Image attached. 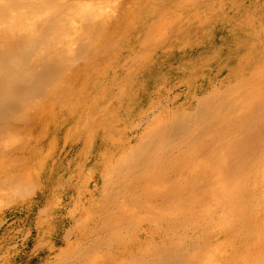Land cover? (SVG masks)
I'll list each match as a JSON object with an SVG mask.
<instances>
[{"label":"bare ground","instance_id":"1","mask_svg":"<svg viewBox=\"0 0 264 264\" xmlns=\"http://www.w3.org/2000/svg\"><path fill=\"white\" fill-rule=\"evenodd\" d=\"M134 3L147 11L144 20L140 10L128 13ZM134 3L0 0V236L15 243L10 258H20L18 264H264L258 191L264 181V68L258 60L264 56L245 57L224 76L222 69L211 76L214 61L203 56L174 68L182 78L173 80L168 105L155 115L150 91L168 82L146 76L155 60L142 65L143 56L129 50L119 32L142 28L134 35L136 49L147 48L145 35L160 20L157 0ZM212 13L220 21V12ZM195 18L188 29L196 34L202 24L200 14ZM115 45L141 67L123 77L117 71L103 86L110 64L98 67L92 57ZM199 71L203 79L196 85ZM141 73L147 90L139 122L126 138L112 141L80 185L97 142L104 145L107 131L119 125V94ZM60 101L64 122L77 124L60 138L62 149L58 139L48 149V129L35 135L34 124ZM26 152L23 163L18 154ZM59 160L68 164L60 174Z\"/></svg>","mask_w":264,"mask_h":264},{"label":"rangeland","instance_id":"2","mask_svg":"<svg viewBox=\"0 0 264 264\" xmlns=\"http://www.w3.org/2000/svg\"><path fill=\"white\" fill-rule=\"evenodd\" d=\"M254 1L255 0H247V2H244V0H159L158 2L157 0L156 8H157L158 15L159 16L161 15V17L158 18L159 16L157 15V19H160V20L154 32H152V35H150L151 33L150 34L148 33L147 36L145 35L146 39L148 38L147 43H149V45L147 48L143 49L142 52L136 49L137 41L134 36L136 35V33H139L142 28H140V30L138 29L139 31H137L135 34L134 33L132 34L131 30H128V29L125 34H122L123 32H119V36L122 37L127 47H129V50L134 52V49H135L137 53L143 56L142 65L144 66L147 63H151L152 61H154L155 57L158 56V54L161 56L165 54L163 57H164V60L167 59V61L164 62L163 60V64H161L159 68L153 67L154 68L153 70H155L153 74L156 77L162 78L161 81L168 82V85H166V87L163 88L162 90L160 89L156 90L154 94L152 91H150L151 92V95H150L151 103H154L155 108H157L155 115H158L161 109H163L165 106L168 105V98L171 94L168 88L172 86L173 80H179V78H182L181 76H179V78H176L179 75L177 74L179 72L178 68L184 67L185 64H188V62H190V60L192 59H194L192 61L195 62L196 58L202 57V56H203V59H206V60L208 58L209 59L211 58L217 64L220 62V69L222 70L225 67L226 64L224 61L227 59H224L223 57L228 54L222 55V51L220 50V59H219L217 55L219 52L218 48H215V47L208 48L206 46V48L203 47L201 49L200 46L194 47L196 43H199V42L203 43L205 40H207L211 36H214V33L216 32L218 28L217 25L219 21L216 19V16L212 12H216V13L220 12V15H221L223 14V11L224 13L232 11L231 8L233 6L236 7L237 5V9H239L240 3L245 4L242 6H248L246 4H248L249 2L253 4ZM259 1L260 0H256V2L258 3L257 6L253 5V8L251 10H248L246 14H243V16L236 21V24H234V26L237 25L238 28L251 29L255 32L256 35L258 36L261 35V33L264 32L263 18H262L264 16V11H261V9L264 8V0L261 4L259 3ZM134 2L135 0H132V3ZM136 5L137 3H134L133 6L128 10V13H130V15H138L139 10H140L141 11L140 14H143L142 18L144 20V15H145L144 13L147 11H145V9L138 10L137 7H135ZM151 13H152V10L148 11L149 15ZM197 14H200L201 16L200 24H202L201 25L202 29L199 33L195 34L193 32H190L188 28L189 26H191L193 22L195 23L199 22V19L195 18ZM146 16L148 15L146 14ZM221 20L222 18H220V21ZM127 23L129 24L128 21H126V24ZM129 26L130 25H128V27ZM144 28L145 27H143V30ZM182 29H184L183 32H182ZM145 32H147V29ZM130 35H132L134 38H132V36ZM128 43L130 44L128 45ZM159 44H162L161 45L162 47L158 51L159 48L157 47ZM261 44H262L261 46H262L263 52L262 54L260 53L258 55L259 57L262 55L264 56V36H263ZM118 46L119 45L110 47V49L102 53L99 56V58L97 56L95 58L92 57L93 60L94 59L97 60L96 66L104 67L107 64H110V67L108 68H110L109 71L111 72V76L119 70H125L126 73H128L129 70L138 71L141 65L138 63V60H134L135 56H130V52H127V51H125L124 53L118 54L119 49H120ZM197 48H200V49L195 50ZM163 49L164 51H162ZM181 49L183 50L180 51ZM208 49H211V50H208ZM201 50L205 52H202ZM111 60L112 61L114 60V61L112 62ZM258 61H263L262 67L264 68V59L258 60ZM237 62L238 61H234V63L229 64L227 67L234 66ZM176 67H178L177 68L178 70L174 69ZM216 68L219 69V67H216ZM217 71L218 70L213 71L212 69L211 76H214L215 73H217ZM221 76H224V75H221ZM78 77L80 78V80H83L84 78V76L82 75ZM195 78L196 80L194 83L196 85L201 84L202 79H203V72L202 71L196 72ZM197 78H199L200 80H197ZM107 82L108 81L106 80L103 86H105ZM78 89H79V85L77 84L73 87L71 96H73L72 94H75V92H77ZM146 90L147 89L145 88L144 78L141 77L137 81H134V82L132 81V83L126 84V89H123L122 95L119 94L117 103L114 105L122 109V111L116 117L120 121L118 123L119 125L114 127L113 130L109 132L107 131V134L104 137V143H105L104 145H101L102 143L100 142V139L97 142L95 149H93V151L90 153V157L92 161L82 172V175H81L82 181L80 185L83 184L85 180H87L94 174L96 170V161L100 160V157L103 155V153L106 152L107 149L112 147V141L113 140L119 141V140H122L121 138L123 139L126 138L127 136L126 130L131 126V124H135L136 122H139V115H140L141 110L144 107L142 99H143L144 93H146L145 92ZM186 99H189V96L188 97L183 96L182 100L185 101ZM75 100L76 99L71 100L70 98L68 102H73ZM65 104L66 103L64 101H60L56 103L54 106H52L50 111H48L49 115H47L48 113H46L45 115L43 113L41 114L43 117L41 123L34 124L35 135L37 134L38 131H41L42 129L44 130L46 128L48 129V134L46 135L47 142H48V145H47L48 149H53V147L57 144V139L59 140L58 148L59 150L62 149L64 140L60 138L64 136L65 132L68 131L71 126L73 127L77 124V121H75L74 119L69 120L67 123H65L64 120L62 119L60 108L62 106H65ZM55 126L60 127V129L57 130V132L55 130ZM140 129L133 130V131L129 130V133L130 135L140 133L143 130V129L141 130ZM77 147L78 145L75 148ZM18 155L21 156L20 161L23 163L28 158L27 152L20 153ZM15 156L16 154H13L10 158L13 159ZM67 165H68L67 161L61 163L59 160V163H57V166H56L57 171H59L58 174H60ZM18 168H21V166L17 165L14 167L15 170ZM49 169L50 171L53 170V166H49ZM258 191L263 194V198H264V181L260 183L258 187ZM10 206L11 204H8L4 206L3 209L8 210ZM17 228L19 227H16V229H14V231L10 233V236L15 234V232L17 231ZM2 236H0V264H8L10 261H13V264H18V261H19L18 259L20 258H10L12 257L14 252H16V249H14L15 243H9V242L3 243ZM25 260H27V258H25ZM22 263L24 264L25 261Z\"/></svg>","mask_w":264,"mask_h":264},{"label":"trees","instance_id":"3","mask_svg":"<svg viewBox=\"0 0 264 264\" xmlns=\"http://www.w3.org/2000/svg\"><path fill=\"white\" fill-rule=\"evenodd\" d=\"M262 1L263 0H260L259 3H262ZM242 9H246V7L244 6L241 9L234 8V9H232V11L225 13V17H222L223 15L221 14L220 17L222 18V20L219 21V23L217 25L218 28H217L216 32L214 33V36H211L210 38H208L207 40H205L203 42L205 44L203 47H205V48H206V43L208 45H211L210 48L213 47L212 44L217 45V47H215V48L219 49V52L217 54L219 59H220V54H219L220 50L222 51V55L228 54L224 57L222 56L224 59H227V60L224 61L226 65L223 68L220 75L227 74L229 69L231 67H233V66H231V67L229 66L230 67L229 68L227 66L231 63H234V61H240L245 57H252V58L256 57L257 58V57H259L258 55L260 53L262 54V52H263L262 46H261L262 45L261 42H262V39L264 36L263 32L261 33V35L258 36L251 29H243V28H238V27L234 26V24H236V21L241 16V14L243 15V14H246V12H247V11L242 10ZM263 26H264V16H263ZM257 46L259 47L258 49L256 48ZM203 47H200V48L202 49ZM195 50H198V48ZM208 50H211V49H208ZM201 51L205 52L203 50H201ZM164 55L161 56L158 54V56L155 57V61L150 64L149 68L146 71V76L149 75V73L153 74V72L155 71V70H153L154 69L153 67L159 68V66L161 64H163V60H164L163 56ZM260 57H263V55ZM157 59H159L160 61H156ZM212 67H213V71L219 70L220 69V62L218 64L214 62ZM216 67H219V69ZM115 74H113L111 76V72L109 71L107 81H109V79H111L113 76H115ZM118 74L123 77V74L128 75L129 73H126L125 70H119ZM141 77L144 78L142 73L140 74L139 78H141Z\"/></svg>","mask_w":264,"mask_h":264},{"label":"crops","instance_id":"4","mask_svg":"<svg viewBox=\"0 0 264 264\" xmlns=\"http://www.w3.org/2000/svg\"><path fill=\"white\" fill-rule=\"evenodd\" d=\"M244 2H247V0H244ZM263 2V1H262ZM257 2H256V0L254 1V3L253 4H251V2H249L248 4H246V5H248V6H245L246 7V9H242V10H245V11H248V10H251L252 8H253V5L254 6H257ZM261 4V3H260ZM242 5H245V4H241L240 3V8L239 9H241L242 7H244V6H242ZM234 8H236L237 9V5H236V7H232L231 9H234ZM229 10V9H228ZM261 11H264V8L263 9H261ZM223 17H225V13H224V11H223ZM243 15L241 14V16L239 17V18H241ZM221 18V17H220ZM238 18V19H239ZM263 18V17H262Z\"/></svg>","mask_w":264,"mask_h":264}]
</instances>
